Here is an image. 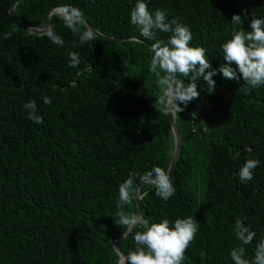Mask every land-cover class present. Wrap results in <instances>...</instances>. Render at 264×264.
<instances>
[{
	"label": "trees",
	"instance_id": "1",
	"mask_svg": "<svg viewBox=\"0 0 264 264\" xmlns=\"http://www.w3.org/2000/svg\"><path fill=\"white\" fill-rule=\"evenodd\" d=\"M14 1L0 0V264H119L111 243L127 231L116 215L119 185L130 172H167L172 159L166 104L149 70L151 45L171 33L141 36L130 17L137 0H19L13 14L27 27L43 29L51 9L68 6L100 34L128 39L96 37L81 45L86 27L73 33L53 14L51 27L64 40L59 47L11 19ZM145 2L187 25L190 46L207 50L212 69L225 63L221 45L234 32L251 31L252 15L264 18V0ZM234 14L242 25L230 23ZM70 52L79 54L76 67H69ZM213 80V94L201 79L200 97L175 115L181 139L171 175L175 195L165 202L151 185L139 189L141 216L150 224L198 222L182 264H234L229 253L240 245L238 218L256 233L245 259H254L264 239V86L245 94L242 79L218 73ZM33 99L41 124L24 108ZM199 102L206 105L196 115ZM249 158L261 164L245 184L239 170ZM123 211L137 215L135 198ZM143 230L136 227L117 247L127 256Z\"/></svg>",
	"mask_w": 264,
	"mask_h": 264
},
{
	"label": "clouds",
	"instance_id": "2",
	"mask_svg": "<svg viewBox=\"0 0 264 264\" xmlns=\"http://www.w3.org/2000/svg\"><path fill=\"white\" fill-rule=\"evenodd\" d=\"M59 14L63 18L65 27L73 33L80 34V25L84 23L83 13L78 8L62 7ZM131 23L135 25L140 35L146 40H155L157 32L171 33L167 42L156 40L151 45V62L149 70L155 74L157 86L161 89L160 103L166 104V111L175 116L183 112L185 107L200 97L198 82L203 79L208 85L209 95L216 90L215 75L222 74L225 80H243L245 94H250L253 88L264 86V18L252 15L251 31L234 32L232 38L221 45L223 61L217 69H212L210 60L206 57L207 50L190 46L193 40L191 29L178 19H168L162 10H149L145 0H137L130 13ZM233 25H242L241 15L234 14ZM46 37L59 47H63L64 40L55 33L54 28L48 27L44 33ZM10 33L4 35L9 39ZM81 45L96 39V32L88 28L79 35ZM69 67H76L79 54L69 53ZM233 65L235 67H233ZM211 69V70H210ZM185 80L188 82L185 83ZM45 104L51 103L50 97H43ZM28 110V119L35 124L43 123V118L37 114V101L29 100L24 104ZM259 159H247L239 170V178L247 184L254 179V170L259 167ZM149 184L155 188L156 195L167 202L176 193L173 181L168 172L161 167H154L142 175L130 172L126 180L119 185V201L116 213L120 225L125 226L126 233L141 227L134 235L136 248L127 256L122 257L121 264H182L185 252L196 238L198 222L191 217L177 219L170 227L167 219L159 223H151L141 215L125 213L123 208L131 205L137 195L138 183ZM234 234L240 245L233 247L229 255L234 264H264V239L256 244L254 259H245L246 247L256 237L251 226H246L241 219H236Z\"/></svg>",
	"mask_w": 264,
	"mask_h": 264
},
{
	"label": "water",
	"instance_id": "3",
	"mask_svg": "<svg viewBox=\"0 0 264 264\" xmlns=\"http://www.w3.org/2000/svg\"><path fill=\"white\" fill-rule=\"evenodd\" d=\"M19 0H15L13 2V4L11 5V8L9 10V14H10V17L11 19L17 23L18 25H20L21 27L27 29L30 33L32 34H35L37 36H42L44 35L46 29L48 27H51V23L49 21V17L53 14H59V9L62 8V7H55L53 9H51L47 16H46V23H45V27L43 29H34V28H31V27H27L21 23L18 22V20L15 18L14 14H13V9L15 7V5L18 3ZM83 25L86 27V29L90 28L92 29L94 32H96V37L97 38H102V39H107V40H110V41H114V42H123L125 40H128V39H120V38H110V37H107V36H104L102 34H100L97 30H95L94 28H92L85 20H84V23ZM165 114L169 120V123H170V129H171V134H172V138H173V142H174V149H173V152H172V159H171V162H170V165L168 167V174L171 178V175H172V172L177 164V161H178V158H179V155H180V148H181V139H180V135H179V131L175 125V116L171 115V112H167L166 111V106H165ZM145 185H149V184H140L139 183V187H138V191H137V195L134 197L135 198V203H136V207H137V215H141V207H140V196H139V189L142 187V186H145ZM132 233L131 232H127V234L124 235L120 238V239H112L111 240V243H112V246H113V249L114 251L118 254L119 256V264H121V259L122 257H125L126 255L117 247V240H124L126 239L130 234Z\"/></svg>",
	"mask_w": 264,
	"mask_h": 264
},
{
	"label": "built area",
	"instance_id": "4",
	"mask_svg": "<svg viewBox=\"0 0 264 264\" xmlns=\"http://www.w3.org/2000/svg\"><path fill=\"white\" fill-rule=\"evenodd\" d=\"M203 105H206V103H201V102H199L198 104H196L195 106V114L197 115L198 114V111H199V109L203 106Z\"/></svg>",
	"mask_w": 264,
	"mask_h": 264
}]
</instances>
